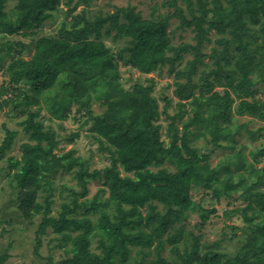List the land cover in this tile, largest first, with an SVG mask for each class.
<instances>
[{
    "label": "trees",
    "instance_id": "trees-1",
    "mask_svg": "<svg viewBox=\"0 0 264 264\" xmlns=\"http://www.w3.org/2000/svg\"><path fill=\"white\" fill-rule=\"evenodd\" d=\"M14 1L9 9L12 0H0V37L13 24L33 43L0 44V67L9 60L12 82L25 87L13 114L37 117L46 110L49 121L67 120L76 106V113L87 118L83 124L93 120L90 130L110 153L107 165L94 168L90 158L74 149L58 153L57 130L35 122L20 145V156H8L4 177L13 191L9 203L29 224L40 217L35 252L50 229L66 254L52 264H264V166L257 167L264 148L251 150L252 159H247L244 149L235 148L241 125L234 122L235 113L264 120V95L259 94H264V0H162L151 6L150 17L131 4L90 16L91 0ZM82 3L86 6L78 11ZM162 7L167 10L160 11ZM174 18L178 28L194 33L195 43H173L169 28ZM50 20H59L56 32L38 36ZM212 36L214 45L204 52ZM30 46L31 58L21 57ZM244 51L253 60L252 79L247 92H240ZM135 52L142 56L140 63L131 56ZM121 62L143 74L159 70L162 75L167 67L174 75L178 112L168 113L173 99L161 98L169 140L159 123L154 80L125 86ZM95 102L102 106L99 114ZM4 105L0 100V108ZM4 129L0 158L13 148L18 133ZM263 130L264 125L257 131ZM247 131L252 139L259 134ZM78 136L73 132L69 140ZM201 137L214 148L228 147L231 156L212 165L209 154L195 145ZM68 173L79 189L56 184L58 175ZM93 182L99 189L90 197ZM195 187L209 190L218 201L238 194L245 203L227 212L240 213L245 222V236L234 255L221 249V240L203 242L201 229L212 210L194 200ZM55 195L63 200L53 213ZM192 212L200 217L195 229L187 225ZM11 245L0 252V264H7Z\"/></svg>",
    "mask_w": 264,
    "mask_h": 264
},
{
    "label": "rangeland",
    "instance_id": "rangeland-1",
    "mask_svg": "<svg viewBox=\"0 0 264 264\" xmlns=\"http://www.w3.org/2000/svg\"><path fill=\"white\" fill-rule=\"evenodd\" d=\"M162 0H91L89 6H87L89 15L94 16L100 11L103 12H113L115 6H136L137 10L141 11L144 17H150L152 13L151 6L154 4H161ZM15 1L8 5V8H13ZM64 9H67L68 6H65L64 3L60 5ZM86 5L82 3L78 7V11L83 9ZM166 7H162L160 11H166ZM178 20L176 18L172 19L170 25V31L173 36V43L178 44L182 41H189L195 43L194 33L191 30H182L178 28ZM59 24V20H50L47 21L39 30L38 36H43L47 34H52L55 31V28ZM36 36V38L38 37ZM31 37V36H30ZM24 37L21 35V32L17 33L14 28V25L11 24L7 30L5 38L0 37V44L5 40H10L11 42L16 40H23L29 44L33 43V37ZM215 36H212V42L206 43L203 45L204 52H210L211 47L214 45ZM105 41L109 45H113L111 38H105ZM30 50L22 51L21 57L31 58L33 54L32 46L29 47ZM18 50H20L18 48ZM16 52V51H15ZM14 52V53H15ZM137 63H140L142 56L140 53L135 52L131 55ZM187 58H190L191 55H187ZM193 57V56H192ZM240 60H242V71L240 74L239 87L240 92H247V85L252 79L251 70L252 58L247 51H244L240 55ZM208 62V58L205 59ZM9 60L0 67V100L7 105H4L0 108V145L5 138V129L4 125L9 127L12 130H16L17 136L16 141L13 145V148L8 150L5 157L0 158V252L5 249L9 244L11 245L10 254L11 257L8 259L7 264H52L59 262L63 257L66 256L64 249L58 247L60 241L57 239V235L52 231L47 232L43 237L42 247L39 252L36 253V230L38 229V223L40 217L34 218V223L29 224L28 221L22 219L21 213L18 211V207L14 203H9L10 199L13 198V191L11 187L6 184V177L4 174L8 171V156L19 157L21 154L20 145L28 139V134L31 131L32 125L37 122L40 126H53L58 133L60 140L59 147L57 149L58 153L69 151L70 149L76 150V153L82 155L86 158H90L92 162V167L101 168L104 165L109 163L110 153L102 148L101 143L97 140L94 135V132L90 130L93 125V120L88 124H83L87 119L86 116H83V113H76V106H73L72 114L67 120H54L49 121V113L46 110H42L40 115L37 117H28V116H16L13 114L12 109L17 101V95L20 92V88L25 87L22 84H15L12 82V77L10 73H7V68ZM235 67V65L233 64ZM121 73H122V83L127 87H132L135 83L149 84L150 79L154 80V94L159 98L160 111L162 112L159 118V123L163 125V138L169 140L167 137L166 127L168 126L169 119L166 118V115L163 113L165 107V101L161 99L163 96L168 95L171 97L172 103L168 107V113L173 114L178 112V101L179 98L175 92V77L167 71V67L163 70V74L159 75V70L143 74L141 70L125 65L121 62ZM197 79V75L196 78ZM18 86V87H17ZM8 88V90H6ZM17 88V89H16ZM219 90H223L222 87H217ZM260 90H263L262 88ZM260 95H264L261 91ZM264 97V96H263ZM239 100V99H237ZM93 109L96 114L102 112V106L99 102H95ZM236 109V106H235ZM234 122L238 125L247 123L246 127L240 126L241 133L236 135L237 143L235 148L244 149L243 151L247 154V159L251 160L252 155L251 150L257 148H264V130L259 133L257 130L264 125V120L259 118H252L249 115H238L235 113ZM99 124L106 126L108 123L105 120H99ZM181 123L179 127H181ZM248 129L256 130L259 134L256 139H252L248 133ZM73 132H78L79 136L74 139V141L69 140V136ZM263 134V135H261ZM195 145L199 147L202 153H208L209 158L207 159L212 165L218 164L224 158L231 156L232 151L228 147H212L211 144L207 143V140L204 137H201L195 141ZM166 166H169L171 169L175 167L167 163ZM264 166V155L262 156V161L257 164V167ZM62 183H67L77 189L79 186L76 184V179L74 174H64L58 175L57 185ZM90 193L89 196H94L98 191V184L93 182L89 184ZM192 197L194 200L201 204L203 207L211 209L212 213L210 214V219L207 224H205L201 233L203 234L202 240L205 244L211 245L217 240H221L220 246L221 249L228 253V256L234 255V253L239 249L241 241L244 239V234L242 227L245 222L243 216L238 213L235 215H227V212L240 206L243 207L245 203L238 194L234 198L222 197L220 201L213 198L209 193V190L202 189L200 187L193 188ZM55 202L52 204V212L55 213L59 208L60 202L63 200L61 197L55 195ZM200 223L199 213L192 212L187 223L188 228L195 229L196 224ZM225 236V237H224ZM95 251L99 252L100 249H97L96 241L92 245ZM168 253H166L167 255Z\"/></svg>",
    "mask_w": 264,
    "mask_h": 264
}]
</instances>
